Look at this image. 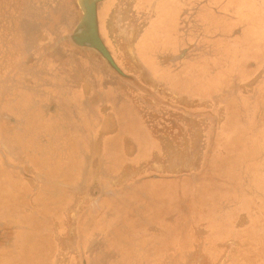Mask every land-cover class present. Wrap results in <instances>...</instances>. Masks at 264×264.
Returning a JSON list of instances; mask_svg holds the SVG:
<instances>
[{
	"label": "rangeland",
	"instance_id": "rangeland-1",
	"mask_svg": "<svg viewBox=\"0 0 264 264\" xmlns=\"http://www.w3.org/2000/svg\"><path fill=\"white\" fill-rule=\"evenodd\" d=\"M79 6L0 0L2 151L32 150L35 159L40 125L58 112L47 94L54 86L79 81L105 91L104 99L94 94L92 116L77 110L81 122L93 118V140L78 134L77 156L63 159L75 161L76 171L56 174L63 182L47 192L49 200L29 198L27 185L21 195L22 185L10 177L6 183L0 172V264H264L261 15L239 13L250 24L233 45L224 38L208 45L205 39L220 32L204 24L192 36L203 39L187 47L173 42L171 31L159 32L153 7L143 37L147 63L137 59L115 13L112 40L128 55L116 61L127 73L121 77L93 49L71 42L83 17ZM104 12L97 17L102 28ZM59 122L45 125L59 130ZM87 150L93 158L80 156ZM43 156L54 166L53 153Z\"/></svg>",
	"mask_w": 264,
	"mask_h": 264
},
{
	"label": "crops",
	"instance_id": "crops-1",
	"mask_svg": "<svg viewBox=\"0 0 264 264\" xmlns=\"http://www.w3.org/2000/svg\"><path fill=\"white\" fill-rule=\"evenodd\" d=\"M114 1V0H112ZM124 1V0H119V4ZM134 3V8L137 14L143 15V18L141 21V24L137 27H135L133 30L134 31H140L130 33L129 38L136 40V42H133V45H136L139 43L141 46V53L139 52L142 57L140 59L143 60H150V55L151 52L148 50L146 51L143 46H146V41L143 39L145 33L147 30H149V26L152 23V18L150 13L153 10H155V14H153V19H156L155 24L157 23L159 27V32H162L164 30L171 31L169 35H171V39L173 42H176L174 39V35L176 34V30L178 29L179 26V21L180 17L182 15V8H184L185 5L189 4L190 0H156V3L154 2L152 4L153 0H131ZM195 1V0H191ZM102 2V1H101ZM162 2V5L159 11L156 9L157 4ZM170 2V3H169ZM106 4V0L101 3V7ZM210 4V5H209ZM220 4V0H209L208 6L204 13L210 14L211 7L218 6ZM174 6V11L175 15L173 17L170 16H164L160 19V16L163 13H169L171 12L172 8ZM100 7V8H101ZM149 10V12H148ZM101 11V9H99ZM98 14V13H97ZM122 15V16H121ZM120 18L119 21H125L126 18L124 14L118 15ZM124 16V17H123ZM138 17V16H136ZM171 21L173 23H171ZM109 22L105 19V23L103 25L104 28H108ZM125 25V24H124ZM143 26V27H142ZM126 29L128 27H125ZM106 32V31H105ZM104 32V34H105ZM178 43V42H176ZM66 51H70V49H66ZM71 52V51H70ZM156 55V54H154ZM85 60V59H84ZM69 61V60H68ZM150 62V61H149ZM86 65V63H82V65ZM82 74V73H81ZM82 76L86 75H81L79 79L83 78ZM76 79L78 77H75ZM78 80V79H77ZM57 86V85H56ZM61 89H66V90H61ZM69 91V93H67ZM104 89L99 90L95 92L94 89L89 88L88 85L84 86L83 83L82 85L76 82L75 85H70L69 87L65 86L63 88L62 84H59V87H53L52 92L47 93L50 95V98L52 102H56L54 105V108L58 111L57 114H52L46 115L45 117V122L48 123L49 127L51 125H56V121H60L57 127L59 128L53 131H49L50 129L46 128L45 122L44 124L40 127L44 128V132L40 134L38 138V151L37 155H35V159H33V152L32 150L26 151L25 149H22L17 151L16 149H10L9 146L7 145V148L2 151L0 149V172L1 173H7V181L6 183H9V177L11 184L16 187V185H22V188L17 189L20 191V194L23 195L26 190H22L24 186H29V191L30 194L28 195L29 198L31 199H37L41 201L43 198L42 196L44 195V200H49L45 199V196L47 195V192L50 193V191L53 188H56L59 183L61 184L62 182L57 178V173L61 171V169H64V173H72L75 170V161H63L65 158H73L74 156H77L75 153L78 152L76 150V143L78 139L84 138L85 141L88 142V140H93V138H90V136L93 134V126L94 123L91 118L87 122L86 120L79 119L77 116V110L82 108L84 112V116H87V114L92 116V108L95 107L93 106V96L94 94H99V99L100 97L104 96ZM46 93V92H45ZM104 99V97H103ZM104 104V103H103ZM78 117V118H77ZM77 120V121H76ZM91 120V121H90ZM79 122H81L79 126ZM103 124L105 125L104 121H102ZM92 126V130L88 129L86 125ZM89 126V125H88ZM48 129V130H46ZM30 132V131H29ZM28 132V133H29ZM64 132L65 134H61ZM22 135L25 140L28 141L30 140V135L29 134ZM66 135L62 137L61 135ZM80 137H79V135ZM28 135V136H27ZM58 135H60L61 138H58ZM8 138V137H7ZM65 147V148H64ZM56 151H55V150ZM73 149H75V153L73 154ZM54 154L55 158L53 159L54 161V166H52V163L50 164H44L43 159L45 158L43 155H45L47 158L51 156V154ZM80 156H86L87 158H93L94 154L93 151L91 153L87 150L86 152H80ZM90 154V155H89ZM61 159V160H60ZM69 159V160H70ZM50 160V159H49ZM51 161V160H50ZM56 162V163H55ZM93 164L91 163L89 166V169L87 172H92V167ZM9 173L11 174L9 176ZM76 173V172H75ZM13 177V180L11 179ZM71 184L72 181L70 180L67 182V184ZM12 188V187H11ZM46 204V203H45ZM2 214L4 215V211H2ZM6 216V219L8 218V215ZM7 222V221H6Z\"/></svg>",
	"mask_w": 264,
	"mask_h": 264
},
{
	"label": "flooded vegetation",
	"instance_id": "flooded-vegetation-1",
	"mask_svg": "<svg viewBox=\"0 0 264 264\" xmlns=\"http://www.w3.org/2000/svg\"><path fill=\"white\" fill-rule=\"evenodd\" d=\"M103 1L97 4L96 7L98 13L97 17L100 13H103V11H105L104 13H106V15L104 17L109 22V19H111V17L114 16L115 13L117 14V18H118L119 17L118 15L121 12V14H124L125 18L127 19L126 22L121 21L122 26L125 24V26L128 27L127 29L126 28L124 29L125 33H129L128 35H130V33L132 32H135L136 34L137 32H140L139 30L134 31L133 29L141 24L142 19L140 18H143V15L137 14L134 8V3L131 0H124L120 4H119V0H114L113 3H111L109 6L106 3L104 4L103 7H101L102 6L101 3H103ZM189 2H190L189 4L185 5L184 8H182L183 11L180 17L179 26L178 29L176 30V34L174 35V39L176 40V42L178 43L184 42V44L187 47L196 46L203 39L202 37H195L193 39L192 36L195 34L200 35L199 32L204 27V24H206L208 28L210 29L213 28L215 29V31L218 29L217 31L220 32L219 33L220 36L217 35V37L215 36L213 38L205 39L208 40L207 41L208 45L217 46V43H215L214 41L218 39L220 40L222 38H224V40L227 43L230 42L232 45L235 44L236 39L246 29V25L250 24V21L242 19V17L239 16V13H245L248 15L249 13H253L256 15L260 14L261 17H259V19L257 18V22L261 24L262 27H264V0H220V4L218 6H214L210 8L211 13L208 14L209 17H205V13H204V10L206 9V7H204V4L205 5L208 4L209 0H195V1L190 0ZM79 7L82 16H84V12H85L84 5L80 4ZM99 9H101V11H99ZM216 16L220 21L219 23L215 21ZM222 18L230 19L233 23L228 24L227 22V24L223 26ZM119 19L120 18H118L117 21H119ZM97 22H98V18H97ZM77 26L78 25H76L70 33L71 42L74 45H77L78 47L93 49L95 52L98 53L101 59L107 64L108 68L111 70L112 73H116L119 76L122 75L121 77L126 76L125 74L127 73L122 70V68L120 67L119 64L116 63V61H122V60L126 61L128 55L122 53L121 48L117 46L120 43L113 42L112 40L113 36L109 28L110 26L108 25L107 29L104 27L102 28L100 27L98 22L99 36L101 37V41L107 50V56L98 48V46H96V43L94 42L93 38L90 37V35L86 31L75 33V29ZM219 29H224L223 31H225L226 33L229 32L230 36L222 37L221 34H223L222 33L223 31H220ZM195 30H198V32H196ZM124 42H126V40ZM133 42L135 43L136 40H134ZM262 44L264 45V39H262ZM133 49L135 50V55H137L138 57L137 59L140 62L144 61L148 63L150 61L146 59L145 60L140 59L142 55L139 54L137 48L135 49V45H133ZM237 56L239 57V55ZM83 58L85 59V57ZM262 59L263 60L260 61H264V54L262 56ZM243 74L244 73L242 70L241 75ZM133 76L137 77V74H133Z\"/></svg>",
	"mask_w": 264,
	"mask_h": 264
},
{
	"label": "water",
	"instance_id": "water-1",
	"mask_svg": "<svg viewBox=\"0 0 264 264\" xmlns=\"http://www.w3.org/2000/svg\"><path fill=\"white\" fill-rule=\"evenodd\" d=\"M103 0H78L79 5L85 7L84 16L75 29V33L86 31L96 43V46L107 56V50L103 45L98 32L97 4Z\"/></svg>",
	"mask_w": 264,
	"mask_h": 264
}]
</instances>
